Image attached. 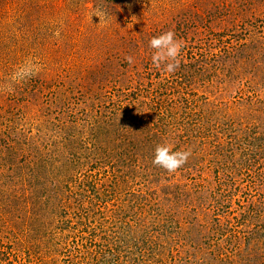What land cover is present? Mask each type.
Returning <instances> with one entry per match:
<instances>
[{"label": "rangeland", "instance_id": "obj_1", "mask_svg": "<svg viewBox=\"0 0 264 264\" xmlns=\"http://www.w3.org/2000/svg\"><path fill=\"white\" fill-rule=\"evenodd\" d=\"M0 264H264V0H0Z\"/></svg>", "mask_w": 264, "mask_h": 264}, {"label": "clouds", "instance_id": "obj_2", "mask_svg": "<svg viewBox=\"0 0 264 264\" xmlns=\"http://www.w3.org/2000/svg\"><path fill=\"white\" fill-rule=\"evenodd\" d=\"M95 16L100 18V23L107 21V14L99 9L96 11ZM149 46L155 50L152 55L154 66L157 69L162 68L166 73H174L180 65L179 57L184 47L183 42L176 38L174 31L169 30L159 36H154L150 40ZM126 59L129 64L133 63V57L128 56ZM34 71L26 75L34 74ZM190 156L191 150L174 151L170 144L164 143L156 146L152 162L167 172L174 173L187 163Z\"/></svg>", "mask_w": 264, "mask_h": 264}]
</instances>
